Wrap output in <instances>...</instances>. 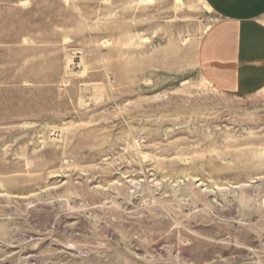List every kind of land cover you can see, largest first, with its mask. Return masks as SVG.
I'll use <instances>...</instances> for the list:
<instances>
[{
    "label": "rangeland",
    "instance_id": "obj_1",
    "mask_svg": "<svg viewBox=\"0 0 264 264\" xmlns=\"http://www.w3.org/2000/svg\"><path fill=\"white\" fill-rule=\"evenodd\" d=\"M217 22L204 0H0V264H264V90L204 78Z\"/></svg>",
    "mask_w": 264,
    "mask_h": 264
},
{
    "label": "crops",
    "instance_id": "obj_2",
    "mask_svg": "<svg viewBox=\"0 0 264 264\" xmlns=\"http://www.w3.org/2000/svg\"><path fill=\"white\" fill-rule=\"evenodd\" d=\"M218 16L199 51L204 78L217 91L251 96L264 90V0H204Z\"/></svg>",
    "mask_w": 264,
    "mask_h": 264
},
{
    "label": "bare ground",
    "instance_id": "obj_3",
    "mask_svg": "<svg viewBox=\"0 0 264 264\" xmlns=\"http://www.w3.org/2000/svg\"><path fill=\"white\" fill-rule=\"evenodd\" d=\"M145 1H146V0H145ZM178 4H179V6H182V2H181V1H179ZM208 8H210V7L208 6ZM128 17H129V16H128ZM126 20H127V19H126ZM67 65H68V66H67V75H68L69 77H77V76H80V75L83 74V72L81 73V72H77V71H76V68H79V66L74 65V60H73V58H69V59H68V64H67ZM80 65H82V66L85 65L84 60H82V62H81ZM82 76H83V75H82Z\"/></svg>",
    "mask_w": 264,
    "mask_h": 264
}]
</instances>
